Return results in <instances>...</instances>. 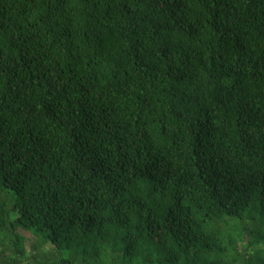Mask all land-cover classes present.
<instances>
[{
	"label": "trees",
	"instance_id": "1",
	"mask_svg": "<svg viewBox=\"0 0 264 264\" xmlns=\"http://www.w3.org/2000/svg\"><path fill=\"white\" fill-rule=\"evenodd\" d=\"M25 261L264 264V0H0V264Z\"/></svg>",
	"mask_w": 264,
	"mask_h": 264
},
{
	"label": "rangeland",
	"instance_id": "2",
	"mask_svg": "<svg viewBox=\"0 0 264 264\" xmlns=\"http://www.w3.org/2000/svg\"><path fill=\"white\" fill-rule=\"evenodd\" d=\"M21 234L22 237L25 238V241H24V247H25V253H26V256H27V259L30 258L31 256V253H30V248L33 244L36 243V238H34L33 236H31L30 234L28 233H25V232H19ZM40 239H42V237H39ZM46 246V245H45ZM50 253L52 252V248L47 245L46 247H44V250H43V253L46 254V253ZM66 255V253L64 254ZM23 264H27V261H25Z\"/></svg>",
	"mask_w": 264,
	"mask_h": 264
}]
</instances>
